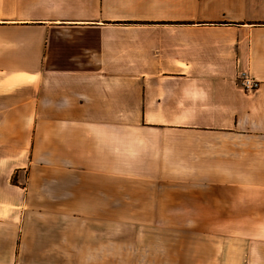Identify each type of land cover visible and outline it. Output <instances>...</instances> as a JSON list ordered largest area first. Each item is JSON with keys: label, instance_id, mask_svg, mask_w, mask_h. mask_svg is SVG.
I'll use <instances>...</instances> for the list:
<instances>
[{"label": "crops", "instance_id": "0c3cea01", "mask_svg": "<svg viewBox=\"0 0 264 264\" xmlns=\"http://www.w3.org/2000/svg\"><path fill=\"white\" fill-rule=\"evenodd\" d=\"M34 3L41 0H0V264H84L87 239L73 230L92 223H73L71 209L46 219V209H25L34 135L49 125L61 141L70 129L81 142L88 126L112 131L121 118L143 116L182 135L203 129L215 145L264 132V0H160L173 12L139 18L72 12L118 0H59L47 14ZM245 61L262 82L258 90L237 82ZM9 118L34 122L19 160L8 148Z\"/></svg>", "mask_w": 264, "mask_h": 264}, {"label": "rangeland", "instance_id": "374dc122", "mask_svg": "<svg viewBox=\"0 0 264 264\" xmlns=\"http://www.w3.org/2000/svg\"><path fill=\"white\" fill-rule=\"evenodd\" d=\"M118 1L105 7L82 3L72 12L139 18L174 9L160 0ZM58 3L34 5L47 14ZM9 122L15 133L7 134L8 148L19 160L33 136L24 131L34 122ZM160 123L121 118L112 131L88 126L81 142L70 129L61 141L57 129L39 128L24 169L25 209H46L44 219L71 209L73 223H92L73 230V236L87 239L90 260L84 264H264V132L225 136L215 145L203 129L182 135Z\"/></svg>", "mask_w": 264, "mask_h": 264}, {"label": "built area", "instance_id": "2783aa9c", "mask_svg": "<svg viewBox=\"0 0 264 264\" xmlns=\"http://www.w3.org/2000/svg\"><path fill=\"white\" fill-rule=\"evenodd\" d=\"M240 30L242 33L248 32L246 27H242ZM237 82L244 91L258 90L262 84L251 74V64L248 61H245L241 69L237 71Z\"/></svg>", "mask_w": 264, "mask_h": 264}, {"label": "trees", "instance_id": "16d2710c", "mask_svg": "<svg viewBox=\"0 0 264 264\" xmlns=\"http://www.w3.org/2000/svg\"><path fill=\"white\" fill-rule=\"evenodd\" d=\"M126 23H134V24H149L150 22H140V21H125ZM151 23H154V22H151ZM160 23V22H157V24ZM18 175V173L16 171H14V173L12 174L11 176V183H15V180H16V176Z\"/></svg>", "mask_w": 264, "mask_h": 264}]
</instances>
